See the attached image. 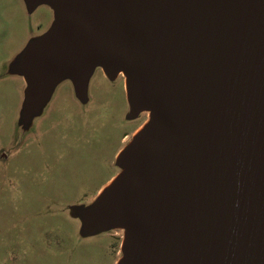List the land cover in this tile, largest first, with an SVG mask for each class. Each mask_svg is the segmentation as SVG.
Returning <instances> with one entry per match:
<instances>
[{"label": "water", "instance_id": "water-1", "mask_svg": "<svg viewBox=\"0 0 264 264\" xmlns=\"http://www.w3.org/2000/svg\"><path fill=\"white\" fill-rule=\"evenodd\" d=\"M53 13L21 54L23 119L68 80L124 77L149 121L75 217L123 230L116 264H264V0H25Z\"/></svg>", "mask_w": 264, "mask_h": 264}, {"label": "rangeland", "instance_id": "rangeland-1", "mask_svg": "<svg viewBox=\"0 0 264 264\" xmlns=\"http://www.w3.org/2000/svg\"><path fill=\"white\" fill-rule=\"evenodd\" d=\"M52 22L44 4L0 0V264H116L123 230L82 234L74 213L118 174L117 154L149 113L130 120L124 77L96 68L84 103L63 80L25 122L18 62Z\"/></svg>", "mask_w": 264, "mask_h": 264}, {"label": "bare ground", "instance_id": "bare-ground-1", "mask_svg": "<svg viewBox=\"0 0 264 264\" xmlns=\"http://www.w3.org/2000/svg\"><path fill=\"white\" fill-rule=\"evenodd\" d=\"M139 131V130H138ZM137 132V131H136Z\"/></svg>", "mask_w": 264, "mask_h": 264}, {"label": "flooded vegetation", "instance_id": "flooded-vegetation-1", "mask_svg": "<svg viewBox=\"0 0 264 264\" xmlns=\"http://www.w3.org/2000/svg\"><path fill=\"white\" fill-rule=\"evenodd\" d=\"M72 85V84H71Z\"/></svg>", "mask_w": 264, "mask_h": 264}]
</instances>
